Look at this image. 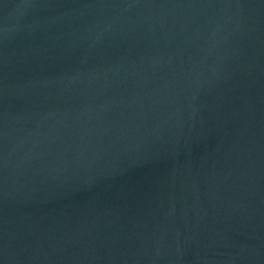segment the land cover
<instances>
[{"label": "water", "instance_id": "water-1", "mask_svg": "<svg viewBox=\"0 0 264 264\" xmlns=\"http://www.w3.org/2000/svg\"><path fill=\"white\" fill-rule=\"evenodd\" d=\"M0 264H264V0H0Z\"/></svg>", "mask_w": 264, "mask_h": 264}]
</instances>
